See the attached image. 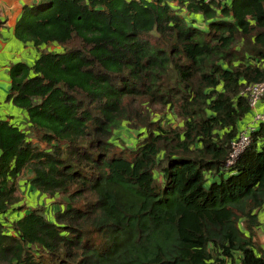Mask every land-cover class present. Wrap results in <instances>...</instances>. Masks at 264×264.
<instances>
[{"label":"trees","instance_id":"trees-1","mask_svg":"<svg viewBox=\"0 0 264 264\" xmlns=\"http://www.w3.org/2000/svg\"><path fill=\"white\" fill-rule=\"evenodd\" d=\"M14 35L39 53L9 68L0 264H264V121L226 165L264 0H37ZM25 171L49 203L22 202Z\"/></svg>","mask_w":264,"mask_h":264},{"label":"crops","instance_id":"crops-1","mask_svg":"<svg viewBox=\"0 0 264 264\" xmlns=\"http://www.w3.org/2000/svg\"><path fill=\"white\" fill-rule=\"evenodd\" d=\"M37 0H0V117L19 125L25 124L24 112L7 99L11 86L9 68L12 64L23 62L32 65L38 56L39 50L31 42H23L14 35V26L20 16L23 5L34 3ZM229 3L231 0H224ZM250 113L239 120V129L251 122L256 114H264V96L254 106ZM259 123L256 124V128ZM30 172L25 171L19 178L20 194L24 203H49L45 196H41L29 188ZM261 226L257 231V243L264 249V206L259 212Z\"/></svg>","mask_w":264,"mask_h":264},{"label":"built area","instance_id":"built-area-1","mask_svg":"<svg viewBox=\"0 0 264 264\" xmlns=\"http://www.w3.org/2000/svg\"><path fill=\"white\" fill-rule=\"evenodd\" d=\"M205 2H223L224 0H203ZM242 94L247 96L250 106L255 103L264 95V79L255 83L245 86ZM264 121V114H256L253 118L252 124L248 125L245 130L241 131L237 138L231 142V150L227 159L226 165H231L235 162L236 158L243 152L251 141V134L256 129V124Z\"/></svg>","mask_w":264,"mask_h":264},{"label":"rangeland","instance_id":"rangeland-1","mask_svg":"<svg viewBox=\"0 0 264 264\" xmlns=\"http://www.w3.org/2000/svg\"><path fill=\"white\" fill-rule=\"evenodd\" d=\"M173 6H175L174 3H173ZM136 133H137V131H135V130H129L127 128H124V130H120L118 132L119 137L114 139V141L116 142L117 139L122 138L125 141V144L133 145L136 141V135H137Z\"/></svg>","mask_w":264,"mask_h":264},{"label":"clouds","instance_id":"clouds-1","mask_svg":"<svg viewBox=\"0 0 264 264\" xmlns=\"http://www.w3.org/2000/svg\"><path fill=\"white\" fill-rule=\"evenodd\" d=\"M260 123V122H259Z\"/></svg>","mask_w":264,"mask_h":264}]
</instances>
